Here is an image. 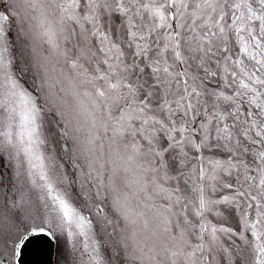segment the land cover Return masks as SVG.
I'll return each instance as SVG.
<instances>
[{"label": "snow or ice", "instance_id": "snow-or-ice-1", "mask_svg": "<svg viewBox=\"0 0 264 264\" xmlns=\"http://www.w3.org/2000/svg\"><path fill=\"white\" fill-rule=\"evenodd\" d=\"M264 264V0H0V264Z\"/></svg>", "mask_w": 264, "mask_h": 264}, {"label": "water", "instance_id": "water-1", "mask_svg": "<svg viewBox=\"0 0 264 264\" xmlns=\"http://www.w3.org/2000/svg\"><path fill=\"white\" fill-rule=\"evenodd\" d=\"M55 241L34 237L22 250L19 264H55Z\"/></svg>", "mask_w": 264, "mask_h": 264}, {"label": "rangeland", "instance_id": "rangeland-1", "mask_svg": "<svg viewBox=\"0 0 264 264\" xmlns=\"http://www.w3.org/2000/svg\"><path fill=\"white\" fill-rule=\"evenodd\" d=\"M55 264H60V255H59V250H60V245L55 241Z\"/></svg>", "mask_w": 264, "mask_h": 264}]
</instances>
